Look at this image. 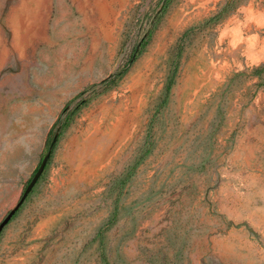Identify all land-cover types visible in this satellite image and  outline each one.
Returning <instances> with one entry per match:
<instances>
[{
  "label": "rangeland",
  "instance_id": "1",
  "mask_svg": "<svg viewBox=\"0 0 264 264\" xmlns=\"http://www.w3.org/2000/svg\"><path fill=\"white\" fill-rule=\"evenodd\" d=\"M163 1L0 0V264H264V0Z\"/></svg>",
  "mask_w": 264,
  "mask_h": 264
},
{
  "label": "water",
  "instance_id": "2",
  "mask_svg": "<svg viewBox=\"0 0 264 264\" xmlns=\"http://www.w3.org/2000/svg\"><path fill=\"white\" fill-rule=\"evenodd\" d=\"M56 141V138H53V140L51 141L50 145H49V149L52 148V146L54 145ZM49 158V154L42 160V162L40 163L38 169L36 170L35 174L33 175V177L31 178V180L29 181L28 185L26 186V188L24 189L18 204H21L25 198L27 197V195L29 194V192L31 191V189L33 188V186L36 184L38 178L41 176L45 165L47 163V160ZM15 213V209H12L11 211H9L7 213V215L2 219V221L0 222V233L2 231V229L4 228V226L9 222V220L12 218V216Z\"/></svg>",
  "mask_w": 264,
  "mask_h": 264
},
{
  "label": "trees",
  "instance_id": "3",
  "mask_svg": "<svg viewBox=\"0 0 264 264\" xmlns=\"http://www.w3.org/2000/svg\"><path fill=\"white\" fill-rule=\"evenodd\" d=\"M170 0H164L163 1V6L161 8V11L159 13V15H161L164 11V9L166 8V6L168 5ZM147 35L144 36L141 41L134 47L133 51H132V54L131 56L129 57V60L127 61L126 63V66L125 68H127V66L136 58L137 54H138V51L145 45L146 41H147ZM124 70L121 72H117L112 78L108 79V80H105L104 82L105 83H108L109 85L113 84L114 81L119 78L122 74H123ZM54 149V146L50 149V155L52 154V151ZM51 157V156H50ZM49 157V159H50ZM48 163V162H47ZM47 165V164H46Z\"/></svg>",
  "mask_w": 264,
  "mask_h": 264
}]
</instances>
